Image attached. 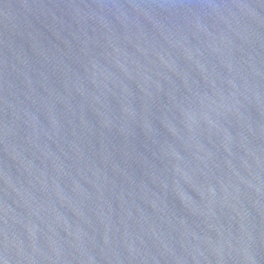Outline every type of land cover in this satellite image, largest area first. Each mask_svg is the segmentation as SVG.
<instances>
[{"label": "water", "instance_id": "water-1", "mask_svg": "<svg viewBox=\"0 0 264 264\" xmlns=\"http://www.w3.org/2000/svg\"><path fill=\"white\" fill-rule=\"evenodd\" d=\"M0 264H264V0H0Z\"/></svg>", "mask_w": 264, "mask_h": 264}]
</instances>
